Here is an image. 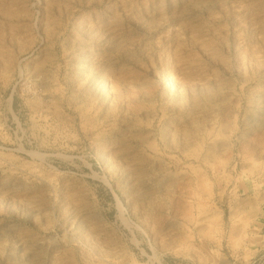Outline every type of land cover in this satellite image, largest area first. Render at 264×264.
<instances>
[{"label": "rangeland", "instance_id": "374dc122", "mask_svg": "<svg viewBox=\"0 0 264 264\" xmlns=\"http://www.w3.org/2000/svg\"><path fill=\"white\" fill-rule=\"evenodd\" d=\"M0 264H264V0H0Z\"/></svg>", "mask_w": 264, "mask_h": 264}]
</instances>
